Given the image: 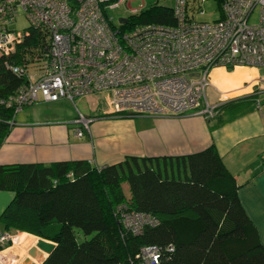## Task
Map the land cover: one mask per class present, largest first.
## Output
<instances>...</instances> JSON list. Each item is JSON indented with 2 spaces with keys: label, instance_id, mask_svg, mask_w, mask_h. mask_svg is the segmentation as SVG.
<instances>
[{
  "label": "trees",
  "instance_id": "trees-1",
  "mask_svg": "<svg viewBox=\"0 0 264 264\" xmlns=\"http://www.w3.org/2000/svg\"><path fill=\"white\" fill-rule=\"evenodd\" d=\"M137 20L169 25L174 16L169 6L153 5ZM28 29L14 53L0 55V144L15 114L2 101L23 83L9 63L27 65L49 48L45 29ZM0 189L13 193L0 214L4 231L55 243L41 264H134L144 245L160 247L154 264H264V246L213 145L175 158L131 156L101 168L85 160L4 164ZM121 210L158 222L134 235L123 229Z\"/></svg>",
  "mask_w": 264,
  "mask_h": 264
},
{
  "label": "built area",
  "instance_id": "built-area-1",
  "mask_svg": "<svg viewBox=\"0 0 264 264\" xmlns=\"http://www.w3.org/2000/svg\"><path fill=\"white\" fill-rule=\"evenodd\" d=\"M209 1L216 3L217 16L198 20ZM120 5L130 13L117 25L107 10ZM169 7L174 21L168 25L131 22L148 8H130L128 0H0V55L14 53L29 32L9 28L21 11L30 27L48 32L49 41L47 52L31 63H9L23 83L2 103L15 117L40 102L104 94L105 117L213 116L219 105L207 100L206 91L214 68H264V0H173ZM256 8L258 20L250 23ZM93 120L78 111L75 135ZM119 217L134 235L158 222L140 211L121 210ZM15 240L13 233H0V264H10ZM160 251L157 245L141 246L134 264L157 263Z\"/></svg>",
  "mask_w": 264,
  "mask_h": 264
},
{
  "label": "crops",
  "instance_id": "crops-1",
  "mask_svg": "<svg viewBox=\"0 0 264 264\" xmlns=\"http://www.w3.org/2000/svg\"><path fill=\"white\" fill-rule=\"evenodd\" d=\"M236 67L213 69L207 100L219 106L211 117L193 113L105 117L106 95L93 94L96 102L81 113L94 120L76 136V115L59 119L54 117L58 108L44 107L59 100L24 107L0 144V165L85 160L101 168L131 156L175 158L213 145L236 181L238 200L264 246V68ZM91 97H79L80 102L86 106ZM12 197L11 191L0 189V214ZM1 232L6 231L0 222ZM11 233L26 234L16 238L8 252L10 264H21L40 237Z\"/></svg>",
  "mask_w": 264,
  "mask_h": 264
},
{
  "label": "rangeland",
  "instance_id": "rangeland-1",
  "mask_svg": "<svg viewBox=\"0 0 264 264\" xmlns=\"http://www.w3.org/2000/svg\"><path fill=\"white\" fill-rule=\"evenodd\" d=\"M128 1L130 2V8H139L140 6H144V9L149 8L153 5L167 4V5L171 6L173 4V0H128ZM203 8L205 10V14L202 16L197 15L196 18L198 20H212L218 14L217 6H216V3L214 1H209L208 3H206L204 5ZM129 13H130V10L125 5H120L118 7L110 8L107 10L108 16L112 17V22L114 24H117V25L119 23L118 19L120 17H127L129 15ZM258 15H259L258 8H256L252 13V15L249 19V22L250 23H256L258 20ZM130 21L131 22H137V18L131 17ZM28 27H29V22L27 21V17L24 15V13L22 11L17 16L16 21L9 26L10 29H15V30H18L21 32L26 30ZM91 98L93 100L90 101L91 100L90 99L88 105H86V106H84L83 103L80 102L81 98H79V99L76 98L73 102H71L65 98H62L61 100L59 99V101L56 104L55 103H49V104L44 105V107H45V109H47V108H51V109L58 108V109H54V114H55L54 117L59 118V119H67L68 117L70 118V117L75 116L78 111L85 113V111L88 109V107H92V104L94 105V103L96 102L97 95H92ZM25 108H30V106H26ZM46 113L47 112H43V114H46ZM123 185H124V187H126L127 184L124 183ZM75 232H76V235L78 238H82L81 232H79L78 229H75ZM27 237L28 238L30 237L31 239L33 238L31 236H27ZM25 245H28V244H25ZM10 250H12V249H10ZM26 257H29V256L27 255Z\"/></svg>",
  "mask_w": 264,
  "mask_h": 264
},
{
  "label": "water",
  "instance_id": "water-1",
  "mask_svg": "<svg viewBox=\"0 0 264 264\" xmlns=\"http://www.w3.org/2000/svg\"><path fill=\"white\" fill-rule=\"evenodd\" d=\"M119 21H126V18H120ZM55 243L47 241L43 238H38L33 246H31L27 255L29 257H25L21 264H41L44 259L50 254V252L54 249ZM38 251L42 252L45 255L38 253ZM36 259V261H34Z\"/></svg>",
  "mask_w": 264,
  "mask_h": 264
},
{
  "label": "bare ground",
  "instance_id": "bare-ground-1",
  "mask_svg": "<svg viewBox=\"0 0 264 264\" xmlns=\"http://www.w3.org/2000/svg\"><path fill=\"white\" fill-rule=\"evenodd\" d=\"M236 68H237V67H236ZM20 235L26 236V234L22 233V234H19L18 236H16V238H18ZM15 244H16V240H15ZM42 254H43V253H42ZM43 255H45V253H44ZM34 261H36V259H35ZM36 262H37V261H36Z\"/></svg>",
  "mask_w": 264,
  "mask_h": 264
}]
</instances>
